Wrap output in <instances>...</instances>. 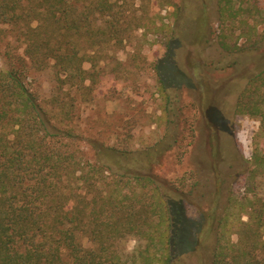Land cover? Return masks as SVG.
Here are the masks:
<instances>
[{
  "label": "trees",
  "instance_id": "16d2710c",
  "mask_svg": "<svg viewBox=\"0 0 264 264\" xmlns=\"http://www.w3.org/2000/svg\"><path fill=\"white\" fill-rule=\"evenodd\" d=\"M215 1L217 45L235 66L241 55L264 45L259 29L264 0ZM134 2L0 0V40L10 31L23 46L20 53L8 52L7 66L0 67V264H178L186 256L173 252L185 202L201 212L195 252H202L204 261L264 264V197L258 180L264 150L258 145L250 159L247 195L240 199L231 183L207 196L196 192L197 185L185 192L154 173L174 145L170 126L160 142L140 150L87 138L93 150L88 160L78 147L84 138L73 125L71 92L93 97L108 52L146 25ZM200 2L176 5L169 49L178 38L208 41L209 13L198 11ZM165 66L159 60L156 69L172 123L176 90L167 83ZM47 68L53 69L56 84L44 104L28 79L31 69ZM207 92L209 86L197 91V101L206 106L207 116L214 110L219 116L223 101ZM234 107L237 114L260 116L264 131V63L239 89ZM199 198L209 199L208 210H202ZM131 236L140 246L125 258L117 243Z\"/></svg>",
  "mask_w": 264,
  "mask_h": 264
},
{
  "label": "rangeland",
  "instance_id": "374dc122",
  "mask_svg": "<svg viewBox=\"0 0 264 264\" xmlns=\"http://www.w3.org/2000/svg\"><path fill=\"white\" fill-rule=\"evenodd\" d=\"M134 1L137 15L144 16L146 25L135 30L123 46L113 48L110 54L105 51L108 55L103 63L104 71L95 85L93 97L84 96L79 91L71 92L70 98L75 102L71 111L73 125L84 138L78 144L84 158H93L92 145L87 138L98 139L106 145L115 144L119 148L140 150L160 142L170 126L176 136L175 142L154 165L155 174L185 192L197 185L196 192L207 196L231 183L233 195L243 198L247 195L252 153L257 145L264 150V131L261 130L260 116L237 114L234 104L239 89L264 63V45L248 57L235 56H240V63L230 66V56L221 53L217 45L216 1L204 3L200 0L198 11L202 13L205 9L209 13L208 41L192 44L178 38L169 49L177 17L176 5L181 0ZM259 29L264 33V24ZM22 50L23 46L8 31V35L0 40V67L7 66L8 52L20 53ZM159 60L164 61L169 72L168 85L176 90L172 91V96H176L177 116L172 123L168 122L167 101L160 91L156 69ZM54 76L51 68L30 71L29 86L40 94L44 104L53 96ZM206 86H209L207 97L209 94L213 96V88H216L214 94L223 101V105L218 106L221 108L219 116L215 110L213 117L207 116L206 106L202 108L197 101V91L203 92ZM232 174L235 177L231 181ZM258 180L261 183L259 194L264 197V172ZM201 200L202 210H208L209 199ZM185 208V222L176 237L174 255H186L178 264H208L202 252H195L199 231L196 221H201V212L188 202H185ZM242 219H247L245 213ZM232 239L236 240V235ZM138 246L140 241L133 236L117 243L125 258Z\"/></svg>",
  "mask_w": 264,
  "mask_h": 264
}]
</instances>
